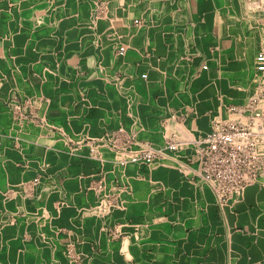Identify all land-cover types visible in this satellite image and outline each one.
Returning a JSON list of instances; mask_svg holds the SVG:
<instances>
[{"label":"crops","instance_id":"1","mask_svg":"<svg viewBox=\"0 0 264 264\" xmlns=\"http://www.w3.org/2000/svg\"><path fill=\"white\" fill-rule=\"evenodd\" d=\"M263 20L264 0H0V264H264V176L223 204L193 147L241 114L264 154ZM138 147L178 167H125Z\"/></svg>","mask_w":264,"mask_h":264},{"label":"built area","instance_id":"2","mask_svg":"<svg viewBox=\"0 0 264 264\" xmlns=\"http://www.w3.org/2000/svg\"><path fill=\"white\" fill-rule=\"evenodd\" d=\"M258 62L260 70L264 71V47L258 54ZM260 144L255 129L238 122L216 123L197 142L196 155L203 177L215 187L223 204H228L233 195L264 176ZM176 146L172 144L169 149L176 150Z\"/></svg>","mask_w":264,"mask_h":264},{"label":"rangeland","instance_id":"3","mask_svg":"<svg viewBox=\"0 0 264 264\" xmlns=\"http://www.w3.org/2000/svg\"><path fill=\"white\" fill-rule=\"evenodd\" d=\"M258 56V55H257ZM204 67H206V66H204ZM204 67H203V69H204ZM208 69V68H207ZM257 70H258V66H257ZM258 72L260 73V77L259 78H257V77H255V82H256V88H259V89H261V87L264 85V73H262V72H260L259 70H258ZM257 96V98H258V100L260 101V102H263V104H262V108L264 107V94H261V93H259V94H256V95H253V97H256ZM259 101H257V102H259ZM248 103V101H246V103L245 104H247ZM256 102H253L252 103V105H254ZM255 106V105H254ZM235 107H238V106H235ZM261 107L256 111L255 110V113H258V114H260V111H261ZM18 111V110H17ZM16 112V111H15ZM23 111L22 110H20V111H18L16 114L17 115H15V117L17 118V117H19V118H21V113H22ZM234 112V111H233ZM238 115V116H237ZM242 115L241 114H236V116H234V120H236L235 122H238V118H240ZM246 122H243V123H240V124H244V125H246L245 124ZM166 143V142H165ZM176 143V147H178V143L172 138L171 139V141H168L167 140V143L166 144H163V145H165V146H163L162 147V149H165L166 147V153H168L167 155H168V157H169V155H170V153L172 154L175 150H172V149H169V147H170V145H172V144H175ZM185 143V142H184ZM186 144V143H185ZM188 145H189V143H188ZM261 145V144H260ZM169 146V147H168ZM187 146V145H186ZM193 147L195 148L196 146H194L193 145ZM142 148L140 147H138V150H141ZM161 149V148H160ZM137 149L136 150H132V151H130V153H131V155H130V153H129V155L127 156V157H125V158H122V160L123 159H125V160H128V163H129V165H132V162H130V158L131 157H136L137 159H139L140 161L138 162H136V163H133V165L135 164L136 166H138V167H142V166H144V167H157L158 165H159V163H162V164H166V166H168V167H171V168H176V166L178 167V165H175L174 163H173V161H170V159H172V158H169V160H166V161H160V158L157 156V155H155V154H153V153H144V156L143 157H139L138 155H139V151H138ZM157 150H159V148H157ZM156 150V151H157ZM259 150H260V146H259ZM149 156H151V158H149ZM128 158V159H127ZM154 159V160H153ZM167 159V158H166ZM149 160H152V161H149ZM173 160H174V158H173ZM191 161V160H190ZM196 164H198V166H199V162H198V159H197V157H196ZM125 165V164H124ZM122 166V165H121ZM128 165H126V167H127ZM123 168H124V166H122ZM200 167V166H199ZM123 181V180H122ZM115 184V183H114ZM94 186H95V184H94ZM96 186H99V185H96ZM90 188V187H89ZM95 188V187H94ZM110 188V187H109ZM124 193L125 191H119V196H120V199H121V193ZM104 195L105 196H107V197H109L110 196V189H108L107 191H104ZM54 232H56V233H59L60 231L59 230H55ZM43 243H44V245H47V243H49L46 239H44V241H43ZM65 256H66V258H68L67 260H69V262L71 263H75V264H79V263H81V262H83L84 261V259H85V256L84 255H82V254H72L71 252H68L67 254H65ZM87 257V256H86ZM92 257V256H91ZM120 257H121V259L122 260H126V254H120ZM88 258V257H87Z\"/></svg>","mask_w":264,"mask_h":264},{"label":"bare ground","instance_id":"4","mask_svg":"<svg viewBox=\"0 0 264 264\" xmlns=\"http://www.w3.org/2000/svg\"><path fill=\"white\" fill-rule=\"evenodd\" d=\"M131 1V0H130ZM117 3V2H116ZM100 4V3H99ZM109 4V3H108ZM124 4V3H123ZM146 4V3H145ZM112 5V4H111ZM134 5V4H133ZM105 6V5H104ZM118 6V5H117ZM144 6V5H143ZM122 7V6H121ZM144 8V7H143ZM131 9V8H130ZM147 9V8H146ZM13 11V10H12ZM94 12V11H93ZM149 12V11H148ZM37 13V12H36ZM96 13H98V12H96ZM119 13H121V12H119ZM151 13V12H150ZM110 14V13H109ZM75 15V14H74ZM117 15V14H116ZM46 16V15H45ZM91 16V15H90ZM117 17V16H116ZM243 17V16H242ZM249 17V16H248ZM90 18V17H89ZM143 18V17H142ZM236 18V17H235ZM34 19V18H33ZM38 19V18H37ZM95 19V18H94ZM100 19V18H99ZM108 19V18H107ZM35 20V19H34ZM97 20V19H96ZM138 20V19H137ZM93 21V20H92ZM95 21V20H94ZM264 21V20H263ZM104 22V21H103ZM102 22V23H103ZM50 23V22H49ZM60 23V22H59ZM123 23V22H122ZM125 23V22H124ZM137 23V22H136ZM150 23V22H149ZM19 24V23H18ZM105 24V23H104ZM110 24V23H109ZM249 24H250V21H249ZM97 25H98V21H97ZM138 25V24H137ZM159 25V24H158ZM163 25V24H162ZM97 27H99V26H97ZM107 27V26H106ZM110 27V26H109ZM249 27V26H248ZM89 28H90V26H89ZM127 28V27H126ZM33 28H31V30H32ZM57 29V28H56ZM97 29V28H96ZM106 29V28H105ZM108 30V29H107ZM239 30V29H238ZM113 32H114V30H113ZM120 32V31H119ZM147 32H148V30H147ZM12 33V32H11ZM106 33V32H105ZM52 34V33H51ZM135 34V33H134ZM133 34V35H134ZM148 34V33H147ZM152 34V33H151ZM262 34V33H261ZM85 35V34H84ZM89 35V34H88ZM241 35V34H240ZM255 35V34H254ZM260 35V34H259ZM83 36V35H82ZM148 36V35H147ZM151 37V36H150ZM248 37V36H247ZM74 38H75V36H74ZM240 38V37H239ZM121 39H122V37H121ZM262 39V38H261ZM128 42V41H127ZM244 42V41H243ZM255 43V42H254ZM132 45V44H131ZM249 46V45H248ZM250 47V46H249ZM135 48V47H134ZM236 48V47H235ZM137 49V48H136ZM262 49H263V47H261V49H260V51H259V53L262 51ZM80 50H81V46H80ZM104 51H106L107 52V50H104ZM106 52H104L105 53V55H106ZM121 53V52H120ZM119 53V54H120ZM258 53V54H259ZM108 54V53H107ZM112 53H110V55H111ZM125 56V55H124ZM108 58V57H107ZM248 58V57H247ZM245 58H243V60H244ZM242 60V59H241ZM95 61V60H94ZM256 69H257V66H258V70L260 71V72H262V73H264V71H261L260 70V66H259V62H258V56L256 57ZM88 62H91V61H88ZM96 64H97V62H95ZM38 65V64H37ZM251 66V65H250ZM36 67V66H35ZM43 67V66H42ZM44 68V67H43ZM91 68V67H90ZM93 68V67H92ZM91 68V69H92ZM258 70H257V73L255 74V77H257V78H259L260 77V73L258 72ZM44 75V74H43ZM44 77V76H43ZM264 79V78H263ZM60 81V80H59ZM263 90V89H262ZM41 93V92H40ZM257 94V93H256ZM44 97V96H43ZM16 99V98H15ZM264 100V99H263ZM30 103V102H29ZM263 103V102H262ZM17 106V105H16ZM40 106V105H39ZM260 106V105H259ZM3 108V107H2ZM3 109H5V108H3ZM9 109V108H8ZM3 111V110H2ZM11 111V110H10ZM9 111V112H10ZM12 111H13V109H12ZM4 113H6V112H4ZM14 113V112H13ZM10 114H11V112H10ZM2 115V114H1ZM6 115V114H5ZM3 116V115H2ZM2 116H0V118L2 117ZM14 116V115H13ZM256 118V117H255ZM10 119V118H9ZM261 119V118H260ZM255 120V119H254ZM7 121V120H6ZM258 121H260V120H258ZM8 122H10V121H8ZM30 122V121H29ZM253 122V121H252ZM262 121H260V123H261ZM12 123V122H11ZM25 123V122H24ZM31 123V122H30ZM264 123V122H263ZM258 123H256V124H254V125H257ZM20 125H22V124H20ZM28 125V124H27ZM9 126H10V124H9ZM9 126H8V129H9ZM31 126V125H30ZM260 126H262V125H260ZM259 126V127H260ZM254 127V126H253ZM5 128V127H4ZM263 128V127H262ZM11 129V128H10ZM35 129V128H34ZM257 129V128H256ZM261 129V128H260ZM264 129V128H263ZM24 130V129H23ZM262 130V129H261ZM10 131V130H9ZM257 132V131H256ZM260 132V131H259ZM62 134V133H61ZM263 134V133H262ZM37 135V134H36ZM42 135V134H41ZM40 135V136H41ZM45 135V134H44ZM39 136V137H40ZM260 137V136H259ZM264 137V136H263ZM60 138V137H59ZM38 139V138H37ZM46 139V138H45ZM65 140V139H64ZM179 141V140H178ZM261 141V140H260ZM263 141V140H262ZM13 142V141H12ZM21 142V141H20ZM30 142V141H29ZM182 142H184V141H182ZM68 143V142H67ZM35 144V143H34ZM47 144V143H46ZM49 144V143H48ZM176 144V143H175ZM28 145V144H27ZM14 146V145H13ZM38 146V145H37ZM113 146V145H112ZM139 146V145H138ZM11 147V146H10ZM41 147V146H40ZM108 147V146H107ZM169 147V146H168ZM140 148V147H139ZM167 148V147H166ZM9 149V148H8ZM21 149V148H20ZM26 149H28V148H26ZM49 149V148H48ZM58 149V148H57ZM13 150H14V148H13ZM16 150V149H15ZM35 150V149H34ZM138 150V149H137ZM157 150V149H156ZM27 151H30V149L29 150H27ZM33 151V150H32ZM44 151V150H43ZM18 152V151H17ZM16 152V153H17ZM106 152V151H105ZM11 153H13L12 151H11ZM23 153V152H22ZM24 153H26V152H24ZM29 153V152H28ZM31 153V152H30ZM111 153V152H110ZM15 154V153H14ZM117 154V153H116ZM21 155V154H20ZM23 155V154H22ZM109 155V154H108ZM130 155H131V153H130ZM58 156V155H57ZM38 157V156H37ZM108 157V156H107ZM111 157V156H110ZM118 158V157H117ZM42 159V158H41ZM107 159H109V158H107ZM128 159V158H127ZM105 160V159H104ZM139 160V159H138ZM154 160V159H153ZM119 161V160H118ZM122 161V164L124 163L125 165H129V163H128V160H125V159H121L120 160V162ZM131 161H133V162H137V159H132V160H130V162ZM140 161V160H139ZM37 162V161H36ZM41 162H42V160H41ZM103 162V161H102ZM108 162V161H107ZM27 164V163H26ZM44 164V163H43ZM133 164V163H132ZM37 165V164H36ZM59 165V164H58ZM135 165V164H134ZM18 166V165H17ZM29 166V165H28ZM30 166H32V165H30ZM29 166V167H30ZM126 167V166H125ZM41 168V167H40ZM37 169H38V167L36 168V171H37ZM6 171V170H5ZM33 171V170H32ZM27 172V171H26ZM6 174V173H5ZM4 175V174H3ZM3 179V178H2ZM4 179H6V178H4ZM23 183V182H22ZM26 183V182H25ZM24 183V184H25ZM19 184V183H18ZM16 185V184H15ZM11 186V185H10ZM1 187V186H0ZM6 187V186H5ZM27 188H28V186H27ZM30 188V187H29ZM28 188V189H29ZM10 189H12V188H10ZM17 189H18V187H17ZM16 190V189H15ZM9 192V191H8ZM11 195H13V193L11 194ZM15 195H18V197H20L21 195L22 196H24L25 198H30V194H28V193H25V192H21V191H15ZM12 197V196H11ZM8 198V197H7ZM15 199V198H14ZM3 200V199H2ZM10 200V199H9ZM106 202V201H105ZM17 205V204H16ZM4 207V206H3ZM5 208V207H4ZM20 208V207H19ZM125 208V207H124ZM25 209V208H24ZM118 209V208H117ZM27 210V209H26ZM110 213H111V211H110ZM14 214H16V213H14ZM30 215V214H29ZM47 215V214H46ZM42 223V222H41ZM43 225V224H42ZM7 252H9V251H7ZM17 258V257H16ZM18 260V259H17Z\"/></svg>","mask_w":264,"mask_h":264}]
</instances>
